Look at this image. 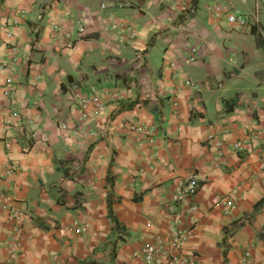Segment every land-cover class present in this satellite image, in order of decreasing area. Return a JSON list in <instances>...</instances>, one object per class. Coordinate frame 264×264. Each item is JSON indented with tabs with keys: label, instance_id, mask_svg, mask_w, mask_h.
<instances>
[{
	"label": "crops",
	"instance_id": "crops-1",
	"mask_svg": "<svg viewBox=\"0 0 264 264\" xmlns=\"http://www.w3.org/2000/svg\"><path fill=\"white\" fill-rule=\"evenodd\" d=\"M263 4L0 0V177L17 168L0 184V264L15 238V264H144L133 253L173 230L188 232L192 264H264V204L234 226L264 199V26L227 21ZM87 95L104 109L80 123ZM209 139L223 142L217 162ZM243 140L245 152L231 150ZM191 174L195 210L169 211Z\"/></svg>",
	"mask_w": 264,
	"mask_h": 264
},
{
	"label": "built area",
	"instance_id": "built-area-1",
	"mask_svg": "<svg viewBox=\"0 0 264 264\" xmlns=\"http://www.w3.org/2000/svg\"><path fill=\"white\" fill-rule=\"evenodd\" d=\"M208 12L215 18H219L224 12L218 5L208 6ZM21 11V15H23ZM227 21L230 24L238 25L242 27H257L259 29L264 26V4L261 8H257L251 15H233L230 14L227 16ZM55 30H59L57 26L54 27ZM84 34V26L82 23H79L77 27V36H82ZM66 37H69L66 35ZM12 50L15 51V47H12ZM196 49L189 48L187 51V62H193L194 54ZM14 59H12L13 61ZM15 91L14 84L11 80H6L3 95L9 97ZM77 107L79 109L78 121L82 123L84 115L89 108H93L96 114H100L104 109V104L102 101L95 95L81 96L76 101ZM17 116V114H16ZM61 129H68L67 123H62L60 125ZM138 133L152 134V128H146L143 126L134 128ZM74 135L79 137L81 135V130L74 132ZM212 146L214 147V161L217 162L222 157V141H216L209 139ZM248 142L246 140L235 142L231 145V150L236 153H243L247 150ZM16 166L10 164L6 167L3 177H0V184L2 178H9L16 173ZM199 190V182L195 175L191 174L188 176L179 186L176 187L172 200L167 205V209L171 212H174L177 207L187 204L190 210L194 211L195 206L192 205V201ZM6 198L0 189V199ZM227 207H231V202L227 203ZM2 208L10 213V218L14 221L19 219V214L16 211H13L11 207L4 204ZM85 228H79L75 232H83ZM188 232L186 230H173L168 235L166 239L162 237H156L151 243L145 244L139 248L136 252L133 253L135 258H140L144 264H192L190 258L183 254V244L186 241ZM20 255V243L17 238L13 239L8 244V253L5 259L4 264H15ZM248 256V254H246Z\"/></svg>",
	"mask_w": 264,
	"mask_h": 264
},
{
	"label": "trees",
	"instance_id": "trees-1",
	"mask_svg": "<svg viewBox=\"0 0 264 264\" xmlns=\"http://www.w3.org/2000/svg\"><path fill=\"white\" fill-rule=\"evenodd\" d=\"M108 182L109 178H108ZM112 184V183H111ZM113 185V184H112ZM264 204V199H261L257 204H255V206L252 208V210L250 211V213L246 216V218L243 221H239L238 223H235L234 226H243L245 223H248L251 221V219L254 217V215H256L257 213H259V211L261 210L262 206ZM108 209H109V218L110 221L113 224V229L114 231L118 234L120 230H122V225H120V223L112 216V212H111V203H108ZM122 238L118 236L115 238L114 240V244H116L117 242H121ZM114 250H112L113 252Z\"/></svg>",
	"mask_w": 264,
	"mask_h": 264
}]
</instances>
